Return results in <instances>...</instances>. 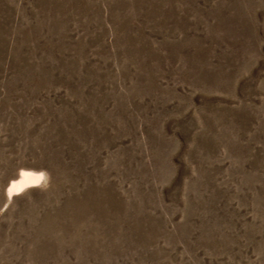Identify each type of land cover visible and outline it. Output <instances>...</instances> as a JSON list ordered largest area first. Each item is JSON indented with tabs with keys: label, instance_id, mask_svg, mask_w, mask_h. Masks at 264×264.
<instances>
[{
	"label": "rangeland",
	"instance_id": "374dc122",
	"mask_svg": "<svg viewBox=\"0 0 264 264\" xmlns=\"http://www.w3.org/2000/svg\"><path fill=\"white\" fill-rule=\"evenodd\" d=\"M0 264H264V0H0Z\"/></svg>",
	"mask_w": 264,
	"mask_h": 264
},
{
	"label": "bare ground",
	"instance_id": "6f19581e",
	"mask_svg": "<svg viewBox=\"0 0 264 264\" xmlns=\"http://www.w3.org/2000/svg\"><path fill=\"white\" fill-rule=\"evenodd\" d=\"M43 174L37 171L22 170L17 177L10 182L6 189V196L9 198L12 194L17 193L21 189L37 183Z\"/></svg>",
	"mask_w": 264,
	"mask_h": 264
}]
</instances>
